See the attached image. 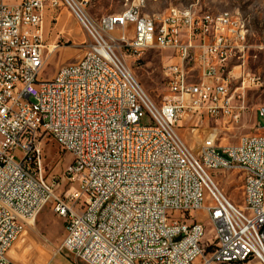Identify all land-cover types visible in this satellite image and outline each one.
Returning a JSON list of instances; mask_svg holds the SVG:
<instances>
[{"label": "built area", "instance_id": "1", "mask_svg": "<svg viewBox=\"0 0 264 264\" xmlns=\"http://www.w3.org/2000/svg\"><path fill=\"white\" fill-rule=\"evenodd\" d=\"M91 2L0 1V264H16L8 252L49 202L66 222L60 249L86 264H264V135L194 153L178 133L188 116L239 117L227 68L246 22L191 6L151 16L142 0L93 20ZM61 4L93 42L45 79L44 12ZM154 49L172 54L160 104L125 59ZM46 138L72 156L64 194L44 175ZM230 169L243 173L241 205L211 173Z\"/></svg>", "mask_w": 264, "mask_h": 264}, {"label": "rangeland", "instance_id": "2", "mask_svg": "<svg viewBox=\"0 0 264 264\" xmlns=\"http://www.w3.org/2000/svg\"><path fill=\"white\" fill-rule=\"evenodd\" d=\"M1 1V0H0ZM13 4L19 0H2ZM125 0H92L88 14L93 20L105 14L124 10ZM147 13L164 12L170 6H191L195 11L213 14L229 12L239 15L248 28L243 57L235 58L228 64L231 70V92L234 97L235 114L238 118L185 117L178 127V133L194 153L202 145L218 148L236 144L245 135L263 134L264 119L258 109L264 106V0H144ZM233 15V14H232ZM57 18V19H56ZM44 32L46 43V62L41 77L52 78L62 64L76 62L93 42L92 36L77 20L75 15L61 4L44 12ZM53 46L54 49H53ZM53 49V51H51ZM171 53L162 50H149L139 59L126 56V62L145 92L156 104H160L166 93L163 76V63ZM141 123L150 124V116L141 114ZM44 175L54 184L57 194H64L72 185L66 172L72 160L69 152L58 143L46 138L44 146ZM212 176L231 200L243 203L242 178L239 170H215ZM207 226L205 239L212 236L211 225L205 216L195 214ZM65 218L58 215L54 203H47L36 216L34 222L26 224L24 231L8 256L16 264H86L67 251L60 249L65 233ZM249 264H260L252 261Z\"/></svg>", "mask_w": 264, "mask_h": 264}, {"label": "bare ground", "instance_id": "3", "mask_svg": "<svg viewBox=\"0 0 264 264\" xmlns=\"http://www.w3.org/2000/svg\"><path fill=\"white\" fill-rule=\"evenodd\" d=\"M145 7V1L142 0V13H145V14H148V15H151V16H158V15H162L163 12H152V13H147L145 12L143 9ZM175 9L177 12H186V7L185 6H178V5H175ZM214 16H218V17H225V22H232L233 21V15L232 14H229V12H223V13H218V14H213ZM55 46H53V49H54ZM53 49H51V51H53ZM29 222H34V219L33 220H29Z\"/></svg>", "mask_w": 264, "mask_h": 264}]
</instances>
